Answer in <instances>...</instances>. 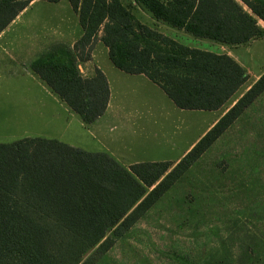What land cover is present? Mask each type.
Here are the masks:
<instances>
[{"label":"trees","instance_id":"16d2710c","mask_svg":"<svg viewBox=\"0 0 264 264\" xmlns=\"http://www.w3.org/2000/svg\"><path fill=\"white\" fill-rule=\"evenodd\" d=\"M32 1L0 0V33ZM136 1L196 37L234 45L264 37V0ZM69 2L82 36L73 46L52 44L31 68L86 124L110 99L105 73L97 67L84 77L79 67L98 40L116 67L145 74L181 109L217 110L250 78L229 54L178 42L143 24L121 0ZM263 93L264 73L176 163L126 167L105 151L42 136L0 142V264H96Z\"/></svg>","mask_w":264,"mask_h":264},{"label":"crops","instance_id":"0c3cea01","mask_svg":"<svg viewBox=\"0 0 264 264\" xmlns=\"http://www.w3.org/2000/svg\"><path fill=\"white\" fill-rule=\"evenodd\" d=\"M121 2L130 8L143 24L189 47L227 53L247 70L245 52L251 51L256 44L264 41V37L254 38L246 43L234 45L196 37L184 29L156 19L136 0ZM82 34L79 16L69 0H33L0 33V95L7 98L17 97L14 121L24 130L20 134L23 137L56 138L88 151H105L126 167L141 161H179L263 74L257 75L256 80L250 84L248 80L237 91L239 94L236 93L235 98L233 96L217 110H185L179 108L165 91L145 74H130L116 67L109 57L108 47L98 40L92 52V59L81 62L79 67L84 77L94 76L97 67L105 73L110 87V99L105 113L96 121L86 124L31 68L32 61L52 44L63 42L73 46ZM263 95L264 93L221 138ZM143 113H159L166 117V121L170 120L172 114L186 118L188 133L176 143L166 136L160 139L156 133L149 132L148 122L136 119ZM200 123L201 127L198 129ZM166 125L168 124H162V127ZM178 143H184V146L177 150L175 145Z\"/></svg>","mask_w":264,"mask_h":264},{"label":"rangeland","instance_id":"374dc122","mask_svg":"<svg viewBox=\"0 0 264 264\" xmlns=\"http://www.w3.org/2000/svg\"><path fill=\"white\" fill-rule=\"evenodd\" d=\"M245 58L250 84L264 73V41ZM16 108L0 95V142L24 138ZM138 117L160 139L188 133L183 117ZM96 264H264V95Z\"/></svg>","mask_w":264,"mask_h":264}]
</instances>
